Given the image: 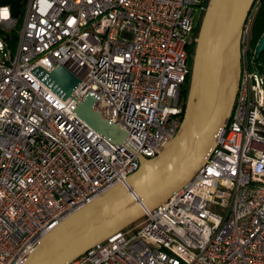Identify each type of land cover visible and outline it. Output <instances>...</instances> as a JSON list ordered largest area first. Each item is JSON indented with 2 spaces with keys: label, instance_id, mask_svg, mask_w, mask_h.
<instances>
[{
  "label": "built area",
  "instance_id": "2783aa9c",
  "mask_svg": "<svg viewBox=\"0 0 264 264\" xmlns=\"http://www.w3.org/2000/svg\"><path fill=\"white\" fill-rule=\"evenodd\" d=\"M208 1L21 0L17 17L0 4V264H21L177 135ZM262 1L243 23L234 103L204 165L69 264H264V74L252 48ZM60 66L81 80L64 101L35 72ZM87 94L122 144L76 116Z\"/></svg>",
  "mask_w": 264,
  "mask_h": 264
},
{
  "label": "water",
  "instance_id": "95a60500",
  "mask_svg": "<svg viewBox=\"0 0 264 264\" xmlns=\"http://www.w3.org/2000/svg\"><path fill=\"white\" fill-rule=\"evenodd\" d=\"M254 0H209L197 40L187 101L177 135L152 160L91 204L63 220L21 264H69L93 246L138 222L184 187L204 165L219 131L230 116L240 76V37ZM21 0H0L18 16ZM264 53V34L255 50ZM37 76L63 101L81 83L64 66ZM87 94L76 116L105 139L122 144L124 131L95 110Z\"/></svg>",
  "mask_w": 264,
  "mask_h": 264
},
{
  "label": "trees",
  "instance_id": "16d2710c",
  "mask_svg": "<svg viewBox=\"0 0 264 264\" xmlns=\"http://www.w3.org/2000/svg\"><path fill=\"white\" fill-rule=\"evenodd\" d=\"M20 22L18 23L17 27H19ZM264 34V1H262V6L259 11V14L257 16L255 26H254V35H253V43H252V48L253 50H256V46L262 36ZM193 52H194V44L190 47L189 50V65H190V70L192 69V58H193ZM255 63L258 68V70L264 74V53H262L258 58H255ZM191 74V71H190ZM189 82H190V75L186 80V83L183 87L182 90V98L186 100L187 94H188V89H189Z\"/></svg>",
  "mask_w": 264,
  "mask_h": 264
},
{
  "label": "rangeland",
  "instance_id": "374dc122",
  "mask_svg": "<svg viewBox=\"0 0 264 264\" xmlns=\"http://www.w3.org/2000/svg\"><path fill=\"white\" fill-rule=\"evenodd\" d=\"M208 2H209V1H208ZM204 14H205V12L203 13V15L200 16L199 23H198V26H197V30H196V33H195V35H196V37H195V41H196L197 38H198V35H199V31H200V27H201V23H202V20H203ZM19 26H20V25H19ZM195 41H194V52H195V47H196V43H195ZM194 52H193V58H194ZM193 58H192V62H193ZM189 85H190V82H189ZM188 92H189V89H188ZM187 97H188V94H187ZM187 97H186V100H184V99L182 98V102H183V111H184V109H185V104H186V101H187ZM183 114H184V112H183Z\"/></svg>",
  "mask_w": 264,
  "mask_h": 264
}]
</instances>
